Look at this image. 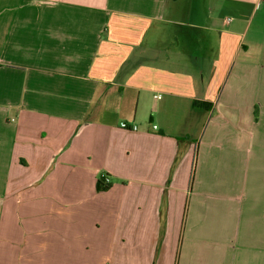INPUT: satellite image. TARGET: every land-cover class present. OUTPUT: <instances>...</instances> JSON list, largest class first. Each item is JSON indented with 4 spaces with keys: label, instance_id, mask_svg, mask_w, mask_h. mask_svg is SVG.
I'll return each mask as SVG.
<instances>
[{
    "label": "crops",
    "instance_id": "0c3cea01",
    "mask_svg": "<svg viewBox=\"0 0 264 264\" xmlns=\"http://www.w3.org/2000/svg\"><path fill=\"white\" fill-rule=\"evenodd\" d=\"M0 264H264V0H0Z\"/></svg>",
    "mask_w": 264,
    "mask_h": 264
},
{
    "label": "built area",
    "instance_id": "2783aa9c",
    "mask_svg": "<svg viewBox=\"0 0 264 264\" xmlns=\"http://www.w3.org/2000/svg\"><path fill=\"white\" fill-rule=\"evenodd\" d=\"M120 128L124 129V130H129V131H137L138 130V126L137 125H130L127 122H121L120 124ZM157 127L154 126V129H156ZM108 181V179H106Z\"/></svg>",
    "mask_w": 264,
    "mask_h": 264
},
{
    "label": "trees",
    "instance_id": "16d2710c",
    "mask_svg": "<svg viewBox=\"0 0 264 264\" xmlns=\"http://www.w3.org/2000/svg\"><path fill=\"white\" fill-rule=\"evenodd\" d=\"M98 189H99V191L108 189V187L105 186L104 181L102 179H99V181H98Z\"/></svg>",
    "mask_w": 264,
    "mask_h": 264
}]
</instances>
